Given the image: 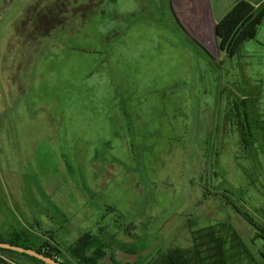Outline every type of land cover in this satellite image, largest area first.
<instances>
[{"label": "rangeland", "instance_id": "1", "mask_svg": "<svg viewBox=\"0 0 264 264\" xmlns=\"http://www.w3.org/2000/svg\"><path fill=\"white\" fill-rule=\"evenodd\" d=\"M242 1L0 0V233L264 264V23L215 36Z\"/></svg>", "mask_w": 264, "mask_h": 264}, {"label": "trees", "instance_id": "2", "mask_svg": "<svg viewBox=\"0 0 264 264\" xmlns=\"http://www.w3.org/2000/svg\"><path fill=\"white\" fill-rule=\"evenodd\" d=\"M71 0H60L61 6H67ZM264 23V2L253 5L242 1L237 3L226 18L216 25L215 36L220 39L219 52L227 53L235 57L246 42L256 38L259 27ZM39 236L40 243L34 242L33 235L28 229H12L0 233V242L9 243L34 249L41 254L54 258L64 264H100L107 256L104 247H95L94 237L87 234L76 243L66 249H61L54 242V237ZM65 252H64V251ZM179 258V262L177 259ZM112 260H114L112 258ZM170 264H191L183 249H177L170 253ZM0 264H45L44 262L26 254H20L10 250L0 249ZM118 264V263H116Z\"/></svg>", "mask_w": 264, "mask_h": 264}, {"label": "water", "instance_id": "3", "mask_svg": "<svg viewBox=\"0 0 264 264\" xmlns=\"http://www.w3.org/2000/svg\"><path fill=\"white\" fill-rule=\"evenodd\" d=\"M0 249L10 250V251H14V252H17L20 254L29 255L31 257H34V258L44 262L45 264H64V263H62V262H60L54 258L48 257L44 254H41L34 249H28V248H24L21 246H14V245H11L9 243H1L0 242Z\"/></svg>", "mask_w": 264, "mask_h": 264}, {"label": "crops", "instance_id": "4", "mask_svg": "<svg viewBox=\"0 0 264 264\" xmlns=\"http://www.w3.org/2000/svg\"><path fill=\"white\" fill-rule=\"evenodd\" d=\"M254 5V4H253ZM255 5H257V4H255Z\"/></svg>", "mask_w": 264, "mask_h": 264}]
</instances>
